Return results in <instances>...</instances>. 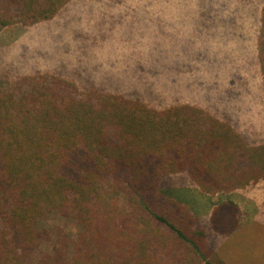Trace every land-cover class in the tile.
I'll return each instance as SVG.
<instances>
[{"label": "trees", "instance_id": "trees-1", "mask_svg": "<svg viewBox=\"0 0 264 264\" xmlns=\"http://www.w3.org/2000/svg\"><path fill=\"white\" fill-rule=\"evenodd\" d=\"M71 1L0 0V33L53 20ZM257 53L264 84V7ZM171 177L206 195L244 190L264 180V142L198 106L157 108L57 74L0 90V264H227ZM51 213L77 236L41 228ZM242 216L226 199L210 227L230 237Z\"/></svg>", "mask_w": 264, "mask_h": 264}, {"label": "rangeland", "instance_id": "rangeland-1", "mask_svg": "<svg viewBox=\"0 0 264 264\" xmlns=\"http://www.w3.org/2000/svg\"><path fill=\"white\" fill-rule=\"evenodd\" d=\"M263 7L264 0H72L53 20L0 33V90L25 76L57 74L80 88L140 98L157 108L198 106L250 144H260L264 84L257 46ZM167 182L196 194L189 200L196 227L227 264H264V180L216 195L201 193L186 177ZM209 199L240 206L241 227L232 236L211 229ZM40 226L63 227L73 239L80 231L58 213Z\"/></svg>", "mask_w": 264, "mask_h": 264}, {"label": "crops", "instance_id": "crops-1", "mask_svg": "<svg viewBox=\"0 0 264 264\" xmlns=\"http://www.w3.org/2000/svg\"><path fill=\"white\" fill-rule=\"evenodd\" d=\"M193 196H189V198H187V199H184V203L185 204H187L188 206H190L191 204H190V202L189 201H187V200H190V199H194L196 196V194L194 193V194H192ZM214 199H209V202H210V205H211V207H210V205L208 204V203H204V202H201V203H203V207H202V209H204V210H207V208H208V210L210 209V208H212V206H213V208L217 205V203H215L214 201H213ZM222 202V201H221ZM216 204V205H215ZM210 208H209V207ZM207 212V211H206ZM207 214V213H206Z\"/></svg>", "mask_w": 264, "mask_h": 264}]
</instances>
